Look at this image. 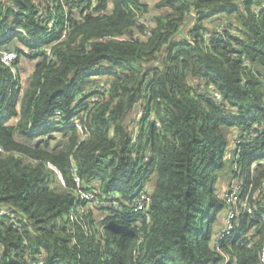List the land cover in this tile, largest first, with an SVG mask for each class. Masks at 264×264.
I'll return each instance as SVG.
<instances>
[{"label":"trees","instance_id":"16d2710c","mask_svg":"<svg viewBox=\"0 0 264 264\" xmlns=\"http://www.w3.org/2000/svg\"><path fill=\"white\" fill-rule=\"evenodd\" d=\"M0 38V264L259 263L264 0H0ZM227 171L256 211L217 240Z\"/></svg>","mask_w":264,"mask_h":264},{"label":"built area","instance_id":"2783aa9c","mask_svg":"<svg viewBox=\"0 0 264 264\" xmlns=\"http://www.w3.org/2000/svg\"><path fill=\"white\" fill-rule=\"evenodd\" d=\"M17 57V53L15 51L12 50H4L2 52V60L4 63L6 64H11ZM215 97L220 99L221 94L216 92L214 93ZM97 99L96 97L92 98V100ZM240 132V134H238L235 138V141L240 143L242 141H245L244 139V134ZM2 147H0L1 149ZM264 162V158H262L261 160H257L254 165H253V169L256 167V165L258 163H262ZM50 167L55 169L58 174L59 177L63 180V176L61 171L54 166L53 164L49 163ZM74 171L76 172L77 169L74 168ZM76 181L78 183V187H79V192L80 195L83 199H93L94 198V193L92 191H87L85 189H82L81 187V180L79 176H76ZM243 183H244V179L243 177H240L239 179L233 181L232 183H229V187H226V189L223 190V197L226 200V205L228 206V210L226 212V214H224V217L222 219V223H223V228L221 231H216L214 233V238L217 240H221L223 239L226 235H229L232 233L233 228H234V222L235 220L238 218L240 210H239V203L242 202V204L245 206V208L247 209V211L251 214H254L256 211V207H252L249 204V198L251 196L252 193V189H253V184H250L248 189H247V193L245 195L244 198H242V194H243ZM144 197V196H143ZM143 197H141L139 199V206L138 208H142L144 205ZM252 198L255 200V202H264V180L263 182L254 190V193L252 194ZM0 215L2 216H9L10 219L14 222L15 226L18 225V220H17V215L12 212L11 210L4 208V207H0ZM255 229V226L252 227L251 231ZM249 231L246 235L250 234ZM216 247L218 249L221 248L220 243L217 241L216 243ZM228 263V257L222 262V264H227ZM258 264H264V236H263V242H262V246L259 250V263Z\"/></svg>","mask_w":264,"mask_h":264},{"label":"rangeland","instance_id":"374dc122","mask_svg":"<svg viewBox=\"0 0 264 264\" xmlns=\"http://www.w3.org/2000/svg\"><path fill=\"white\" fill-rule=\"evenodd\" d=\"M35 63H36V60H34V59L24 55V54L19 57L18 65H17L18 66L17 67L18 71H16V73L18 75H20V80H21L23 89L28 84V77L31 74V72L34 70ZM240 132L241 131L239 129H232L229 132V136H230L231 140H235L236 136L238 134H240ZM55 135L60 137L61 134H58L56 132ZM230 177L231 176H230V173L228 171L224 172V173H222L220 175V181H219L220 184L218 183L219 184L220 193L223 192V190L226 189V187L230 186L229 185L230 181L234 180V179H232ZM227 210H228V206L227 205L225 207H222V206L213 207L210 210V212L208 214V219L206 220V222L210 223V221L214 218V220L211 222V224H209V225H211V227L210 226L209 227L213 228L214 232L222 227V225H223L222 219L224 217V214H226ZM207 230L208 229L206 227L203 228V232H207ZM209 264H212V263H209Z\"/></svg>","mask_w":264,"mask_h":264},{"label":"water","instance_id":"95a60500","mask_svg":"<svg viewBox=\"0 0 264 264\" xmlns=\"http://www.w3.org/2000/svg\"><path fill=\"white\" fill-rule=\"evenodd\" d=\"M194 19H195V13H190V15L188 16L187 21L183 24V26H182V28L180 29V31L178 32V34H179V33H182V34H183L184 31H185V29H186L187 27H189V26L193 23Z\"/></svg>","mask_w":264,"mask_h":264}]
</instances>
